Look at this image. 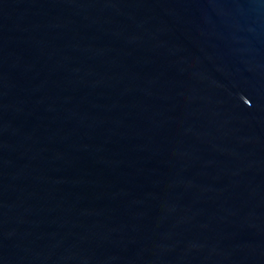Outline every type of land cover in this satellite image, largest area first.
<instances>
[{
	"label": "water",
	"instance_id": "obj_1",
	"mask_svg": "<svg viewBox=\"0 0 264 264\" xmlns=\"http://www.w3.org/2000/svg\"><path fill=\"white\" fill-rule=\"evenodd\" d=\"M0 264H264V0H0Z\"/></svg>",
	"mask_w": 264,
	"mask_h": 264
}]
</instances>
